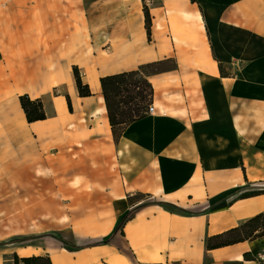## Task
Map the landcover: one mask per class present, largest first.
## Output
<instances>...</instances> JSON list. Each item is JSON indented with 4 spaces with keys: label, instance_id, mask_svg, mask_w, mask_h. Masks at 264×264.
Returning <instances> with one entry per match:
<instances>
[{
    "label": "crops",
    "instance_id": "0c3cea01",
    "mask_svg": "<svg viewBox=\"0 0 264 264\" xmlns=\"http://www.w3.org/2000/svg\"><path fill=\"white\" fill-rule=\"evenodd\" d=\"M164 59L117 139L101 77ZM262 211L264 0H0V264H264L207 247Z\"/></svg>",
    "mask_w": 264,
    "mask_h": 264
},
{
    "label": "trees",
    "instance_id": "16d2710c",
    "mask_svg": "<svg viewBox=\"0 0 264 264\" xmlns=\"http://www.w3.org/2000/svg\"><path fill=\"white\" fill-rule=\"evenodd\" d=\"M145 13L146 24L150 34L151 15L147 8H145ZM175 66V60L164 59L145 64L137 70L109 74L101 77V84L112 130L117 139L122 135L129 124L149 114V107L154 101V87L148 78L149 75L173 69ZM146 68L153 69L149 72H145ZM74 71L80 95H91V87L88 83L84 82L80 69L75 66ZM20 98L29 122L45 119L47 117L42 99L32 98L28 94H24ZM254 193L255 192H246L242 196L245 197ZM133 214L134 209L127 212L121 225L131 218ZM260 237H264V211L226 231L210 235L207 239V247L208 249H214ZM16 261L18 263V257ZM23 261L26 264H52L51 259L43 255L23 257Z\"/></svg>",
    "mask_w": 264,
    "mask_h": 264
},
{
    "label": "built area",
    "instance_id": "2783aa9c",
    "mask_svg": "<svg viewBox=\"0 0 264 264\" xmlns=\"http://www.w3.org/2000/svg\"><path fill=\"white\" fill-rule=\"evenodd\" d=\"M154 112H155V107H154V105L152 104V105L149 107L148 113L153 114ZM147 199H148L149 201H151V200H155V196L150 195L149 197H147Z\"/></svg>",
    "mask_w": 264,
    "mask_h": 264
},
{
    "label": "rangeland",
    "instance_id": "374dc122",
    "mask_svg": "<svg viewBox=\"0 0 264 264\" xmlns=\"http://www.w3.org/2000/svg\"><path fill=\"white\" fill-rule=\"evenodd\" d=\"M153 68H146L145 69V72H149V71H151Z\"/></svg>",
    "mask_w": 264,
    "mask_h": 264
}]
</instances>
